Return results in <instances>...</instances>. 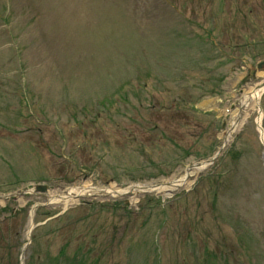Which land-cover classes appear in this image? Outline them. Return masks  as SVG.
Masks as SVG:
<instances>
[{
  "label": "rangeland",
  "instance_id": "1",
  "mask_svg": "<svg viewBox=\"0 0 264 264\" xmlns=\"http://www.w3.org/2000/svg\"><path fill=\"white\" fill-rule=\"evenodd\" d=\"M263 55L264 0H0V195L47 185L0 204V264H264V94L260 127L224 112ZM227 133L188 190L51 200L172 181Z\"/></svg>",
  "mask_w": 264,
  "mask_h": 264
},
{
  "label": "bare ground",
  "instance_id": "2",
  "mask_svg": "<svg viewBox=\"0 0 264 264\" xmlns=\"http://www.w3.org/2000/svg\"><path fill=\"white\" fill-rule=\"evenodd\" d=\"M264 94V81L257 83L256 85L246 87L243 90V94L238 101L236 108L230 113L231 115V130L237 128L241 119L245 117V112L252 109L257 110L258 116L256 119L257 124H261V110L259 109V99ZM201 167L192 166L188 168L185 175L179 177L177 180H172L170 182L162 183L156 187L151 186H139L134 185L127 188H119L118 186L112 185L110 188H99L90 187L87 183H84L81 188H72L68 190L67 193L63 195L53 196L51 198L54 202H61L63 205L70 204L73 201H77L75 196L78 195H99V196H110L116 197L122 194H127L130 196L132 202H137L139 195L143 193H155L160 194L164 198L171 196L175 191L181 188H189L197 173L201 170ZM0 203L2 200L0 199ZM32 214V213H31ZM32 224V219L30 220Z\"/></svg>",
  "mask_w": 264,
  "mask_h": 264
},
{
  "label": "water",
  "instance_id": "3",
  "mask_svg": "<svg viewBox=\"0 0 264 264\" xmlns=\"http://www.w3.org/2000/svg\"><path fill=\"white\" fill-rule=\"evenodd\" d=\"M41 190H43V188Z\"/></svg>",
  "mask_w": 264,
  "mask_h": 264
}]
</instances>
